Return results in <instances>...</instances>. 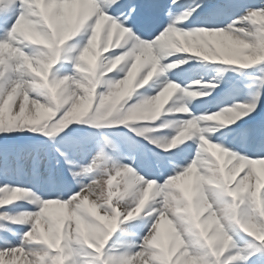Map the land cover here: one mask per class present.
Listing matches in <instances>:
<instances>
[{
    "label": "snow or ice",
    "instance_id": "snow-or-ice-1",
    "mask_svg": "<svg viewBox=\"0 0 264 264\" xmlns=\"http://www.w3.org/2000/svg\"><path fill=\"white\" fill-rule=\"evenodd\" d=\"M201 7L177 16L169 8L159 30L145 35L133 0H0V136H43L54 152L12 157L0 149V180L30 174L52 181L54 165L72 184L45 196L0 182V264H264V122L240 126L261 108L264 89L226 103L237 86L223 75L264 72V23L256 20L264 5L245 6L222 26L193 24ZM225 10L217 5L208 14ZM65 28L41 88L45 79L32 70L46 47L38 40L52 41ZM142 42L151 44V57ZM93 46L90 65L82 57ZM192 61L221 66L220 78L181 83L175 70ZM200 102L209 108L196 110ZM144 109H154L153 118H137ZM113 126L138 138L118 147L102 130ZM215 132L221 135H207ZM236 142L257 144L259 154L239 151ZM20 202L31 209L12 211ZM210 218L215 224L206 230ZM122 225L133 239L117 245Z\"/></svg>",
    "mask_w": 264,
    "mask_h": 264
},
{
    "label": "rangeland",
    "instance_id": "rangeland-1",
    "mask_svg": "<svg viewBox=\"0 0 264 264\" xmlns=\"http://www.w3.org/2000/svg\"><path fill=\"white\" fill-rule=\"evenodd\" d=\"M178 2V7L176 9V12L173 13V16L180 15L184 13L186 10H190L194 7H196L197 4H202V7L199 8L196 13H194L193 16L199 15V14H208V10L211 7H215L217 5H227L226 10L222 13L219 14L221 18L219 19L220 23H223V25L227 24L230 22L231 19H234L236 16H239L243 13L244 7L245 6H260L264 5V0H177ZM230 10L231 14L236 12V15L233 17H229L227 14V10ZM137 20V17H136ZM221 25V24H220ZM222 26V25H221ZM200 64H197L195 61L190 62L188 65H184L182 68L175 70L176 72V77L179 78L180 81L185 79L186 83H188L191 80H199V79H204L208 80L211 77H217L220 78V67L219 65H210V64H204V67L198 68ZM184 70H189V75L185 76ZM241 71V70H240ZM250 76H247L244 78L245 74L241 72H233V71H228L227 73H224L223 75L229 76L232 78L233 82L236 84V90L234 91V94L225 100L226 103H232L233 101H243L246 97V95L253 89H263L261 86V81L257 83L259 79L264 80V72L260 71V67L252 69L250 71ZM184 74V76H183ZM220 96H223V93L219 94ZM264 104V99H262V105ZM206 108H209V104L207 102H200L197 105V109L199 111H203ZM210 110L214 111L215 110V105L212 104ZM258 111V110H257ZM256 113H253L252 117L255 116ZM247 118V119H251ZM246 119V120H247ZM126 126H113V127H106L107 130L106 134L108 135V138L116 144L118 147H123V145L126 143L127 139H122V137H115L117 134H113L114 132L113 129H121L125 128ZM235 127V126H234ZM218 132L215 133H207V135L211 136H216ZM30 137L33 138L35 137L31 133H18L15 134L12 137H9L7 139H14L15 141L21 140L19 138L24 137ZM0 139H5L3 136H0ZM226 144H231L228 141H225ZM48 144V145H46ZM49 146V147H47ZM231 146V145H230ZM235 147L236 144L234 145ZM240 151V150H239ZM39 153L41 155H53V145L51 143H48L46 140H43L40 142L37 146H22L21 150L18 153L21 154H27V153ZM242 152V151H241ZM17 154V153H16ZM16 154H8L9 156L14 157ZM254 154L253 152H250V155ZM115 158V156H113ZM110 166V165H109ZM67 173L64 171L63 166L60 167H55L53 165L52 168V183L53 186L51 188H48L47 182L48 179L46 177H33L32 175L28 174L26 175L27 179L24 180H19V177L17 174H13L11 176H5L0 180V182H11V183H19L23 186L26 187H32L35 189V191L41 193L42 195H51L53 194L54 191L61 190L62 183L65 182ZM243 175V173H241ZM239 178V177H238ZM123 187L122 182H121V188ZM72 189V188H70ZM123 203V202H122ZM24 202H20L14 206H12L11 210L12 211H20L24 209H31V205L29 207L25 206ZM139 221V220H138ZM137 221V222H138ZM143 223V221H142ZM141 224V223H140ZM130 226L129 225H122L120 229L118 230V242L117 245L120 244H128L132 242L133 237L128 236L126 233L130 231ZM10 239L15 240L14 237H9ZM138 264V262H137Z\"/></svg>",
    "mask_w": 264,
    "mask_h": 264
},
{
    "label": "clouds",
    "instance_id": "clouds-1",
    "mask_svg": "<svg viewBox=\"0 0 264 264\" xmlns=\"http://www.w3.org/2000/svg\"><path fill=\"white\" fill-rule=\"evenodd\" d=\"M256 20L258 22L264 23V16H257ZM69 29L65 28L59 35V37L53 38L52 41H42V40H38V42L44 43L46 45V47L44 49H41L39 52V58L36 60V67L33 68L32 70L38 75L40 76L42 79H45V84L44 85H40L39 87L43 88L46 87V77L48 75V70L51 67V64L54 63V59L53 57L55 56V50H54V45H58V44H62L64 39L67 38V31ZM35 37V34H32ZM38 39V38H37ZM145 47L143 48V56L145 58L151 57L152 56V47L151 44H148L147 42H142ZM90 44H92V42L90 41ZM86 55L82 58L86 59L87 62L92 65L95 62L96 59V53H95V48L94 46L90 49H86L85 50ZM124 56L118 57L115 61L112 62L111 67L108 68V71H112L121 61L124 60ZM47 61V62H46ZM29 67H32L31 63L29 64ZM63 83V82H61ZM60 85H54L51 86V90L53 93V96H55L57 89H59ZM70 92H72L73 94L76 93L77 89L76 88H72L69 90ZM123 89H120L117 91V93L115 94L116 97L118 98L119 95L122 93ZM177 102L178 103H183V97H177ZM108 115H111V113L109 112ZM154 115V109H144L142 110L140 113L137 114V118L139 119H151L153 118ZM168 127L169 128H175L176 127V123L174 121H170L168 123ZM186 131V130H185ZM201 164L203 167L205 168H210V164L209 162L204 159L201 161ZM98 189V195L97 198L100 199L102 197L103 194V180H101V182L95 186ZM122 207L124 206V204L121 205ZM215 224V221L213 219H209L206 222V230H210L213 228V225Z\"/></svg>",
    "mask_w": 264,
    "mask_h": 264
}]
</instances>
